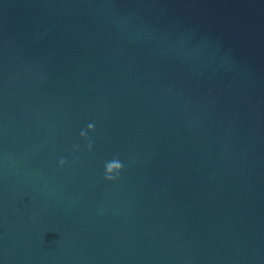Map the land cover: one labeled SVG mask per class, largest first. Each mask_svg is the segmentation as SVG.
I'll return each instance as SVG.
<instances>
[{
  "label": "water",
  "instance_id": "95a60500",
  "mask_svg": "<svg viewBox=\"0 0 264 264\" xmlns=\"http://www.w3.org/2000/svg\"><path fill=\"white\" fill-rule=\"evenodd\" d=\"M0 264H264V0H0Z\"/></svg>",
  "mask_w": 264,
  "mask_h": 264
},
{
  "label": "clouds",
  "instance_id": "9594fccd",
  "mask_svg": "<svg viewBox=\"0 0 264 264\" xmlns=\"http://www.w3.org/2000/svg\"><path fill=\"white\" fill-rule=\"evenodd\" d=\"M96 126L93 123H89L87 125V129H82L80 132V136L87 141V147L88 150L91 151L93 148V142L89 136V132H95ZM75 150H79V145H74ZM67 163V160L64 158H61L59 161V164L61 167H63ZM124 165L119 159H112L110 161L105 162V178L107 180H114L119 177V173L123 170Z\"/></svg>",
  "mask_w": 264,
  "mask_h": 264
}]
</instances>
